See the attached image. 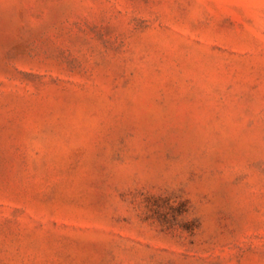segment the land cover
Wrapping results in <instances>:
<instances>
[{
	"label": "rangeland",
	"instance_id": "rangeland-1",
	"mask_svg": "<svg viewBox=\"0 0 264 264\" xmlns=\"http://www.w3.org/2000/svg\"><path fill=\"white\" fill-rule=\"evenodd\" d=\"M0 264H264V0H0Z\"/></svg>",
	"mask_w": 264,
	"mask_h": 264
}]
</instances>
